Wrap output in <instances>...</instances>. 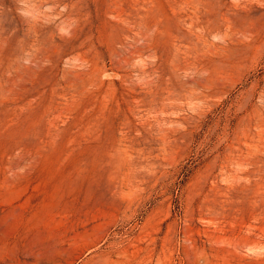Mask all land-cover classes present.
I'll use <instances>...</instances> for the list:
<instances>
[{
    "label": "rangeland",
    "instance_id": "obj_1",
    "mask_svg": "<svg viewBox=\"0 0 264 264\" xmlns=\"http://www.w3.org/2000/svg\"><path fill=\"white\" fill-rule=\"evenodd\" d=\"M0 264H264V0H0Z\"/></svg>",
    "mask_w": 264,
    "mask_h": 264
}]
</instances>
